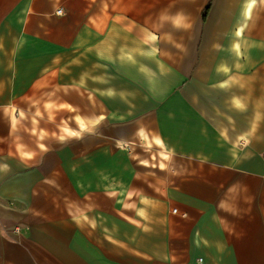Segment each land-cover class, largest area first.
<instances>
[{
	"label": "crops",
	"instance_id": "obj_1",
	"mask_svg": "<svg viewBox=\"0 0 264 264\" xmlns=\"http://www.w3.org/2000/svg\"><path fill=\"white\" fill-rule=\"evenodd\" d=\"M0 264H264V0H0Z\"/></svg>",
	"mask_w": 264,
	"mask_h": 264
},
{
	"label": "built area",
	"instance_id": "obj_2",
	"mask_svg": "<svg viewBox=\"0 0 264 264\" xmlns=\"http://www.w3.org/2000/svg\"><path fill=\"white\" fill-rule=\"evenodd\" d=\"M58 13H62V10H61V9H59V10H58Z\"/></svg>",
	"mask_w": 264,
	"mask_h": 264
}]
</instances>
